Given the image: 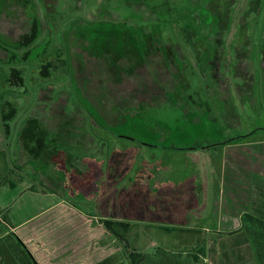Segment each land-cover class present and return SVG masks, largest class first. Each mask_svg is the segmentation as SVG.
Instances as JSON below:
<instances>
[{"label":"rangeland","instance_id":"1","mask_svg":"<svg viewBox=\"0 0 264 264\" xmlns=\"http://www.w3.org/2000/svg\"><path fill=\"white\" fill-rule=\"evenodd\" d=\"M165 1L0 0L1 56L10 60L12 79L2 81L1 103L8 102L6 112L11 105L22 114L23 125L40 121L47 147L61 152L56 160L34 162L21 138L16 149L42 197L36 214L21 216L35 218L23 235L42 264H97L122 250L105 228L111 213L103 201L105 168L113 152L127 154L119 187L147 170L153 192L193 189L198 202L205 197L212 205L217 194L225 203L229 196L243 195L250 209L256 202L264 208V9L258 13L252 7L256 12L248 22L244 13L252 0H232L227 33L219 37L223 48L215 59L203 53L204 40L217 35L215 26L199 15L195 5L201 1L170 0L176 11L172 17ZM192 4L196 10L189 14L186 8ZM245 21L250 29L235 52ZM74 22L87 31L88 41L76 39L70 30ZM125 23L134 31L156 32L161 51L153 48L146 64L123 59L110 70L112 62L104 53L114 57L117 35L101 32ZM184 28L203 45L187 44ZM34 30L36 39L24 44L22 37ZM213 59L215 65L208 67L205 61ZM1 69L9 71L0 64ZM14 69L24 86L12 77ZM196 144L202 149L189 150ZM94 159L103 169L99 181L89 194L73 188L61 168L80 176ZM197 205L188 221L194 220ZM146 224L133 223L135 250L148 252L160 240L171 244L169 235ZM205 260L212 264L209 257Z\"/></svg>","mask_w":264,"mask_h":264},{"label":"trees","instance_id":"2","mask_svg":"<svg viewBox=\"0 0 264 264\" xmlns=\"http://www.w3.org/2000/svg\"><path fill=\"white\" fill-rule=\"evenodd\" d=\"M200 1L195 5L198 7L199 11H197L199 15L204 18L206 17L209 23L215 26L217 35V38H214L211 42L204 40L207 47L204 45L206 50L203 53L206 54L205 56L209 54L213 56L212 54H214L215 59H217L220 48L223 45L219 37L227 33L234 6L232 0ZM165 5L167 14L170 17L175 16V4L170 0H166ZM192 6L193 4L186 8L188 13L196 10ZM254 6L258 8V13H260L264 9V0H252L248 10L244 13V19H248V22H250L249 19L256 12L252 10ZM172 20L175 19L172 18ZM248 22L246 24L245 21L239 28L238 44H235L234 51L237 45L247 37L246 33L250 29ZM77 24L74 22L70 30L74 32L76 39L88 41L87 31L78 28ZM112 25L111 30L101 32L117 35V50L114 53V57L109 53H104L112 62L109 65L110 70H113L114 65L123 59H126L128 63L139 61V63L146 64V59L151 55L150 51L153 48L158 52L161 51L157 46L158 36L156 32H145L143 30H136V32L134 28L130 29L126 27V23L123 24L124 26L121 29L117 28L116 24ZM183 31L187 35V44L193 47L195 45L196 47L203 45L202 43L197 44V36L190 37V33H193V31L188 28H184ZM35 37L36 31L34 30L31 34L22 37L23 43L28 45L36 39ZM196 51L200 52V49ZM262 51L264 63V40ZM237 54L239 55L238 52ZM215 59L211 61L206 60L205 62L207 65L210 63V67H212L215 65ZM12 77L22 82V78L16 70L13 71ZM9 106L10 111L6 112L5 109L3 110L5 123L11 121L15 112H17L11 105ZM46 137L47 132L42 128L40 121L37 119L27 120L21 134V140L25 143V147L33 159L38 160L48 157L50 162L51 160L58 159L61 155L60 151L56 150L57 152L55 153L47 147ZM235 139L237 138L232 140L235 141ZM30 143H35L36 145L31 147L29 145ZM172 149L178 148L172 147ZM198 149H202V146L196 144L195 147L189 148V150ZM126 159L127 154L125 151L113 152L109 155L105 168L106 184L104 188L105 195L103 196L104 205L111 212L108 216L110 219L105 220V228L123 245L122 250L103 259L97 264H206L204 259L207 255H210L212 264H264V218H257L249 214L244 215L242 218V228L238 232H234L235 234L233 233L235 236H233L234 238L232 240H228L226 236L221 234H213L209 237L213 245L208 248L205 232L186 228L187 214L198 204L197 194L194 190L191 189L188 192H153L149 188V179H152L153 175L150 172L148 174L147 170H139L133 179L127 180L126 185L119 187L117 185L118 181L119 179L122 180L124 176L121 174V167ZM86 164L88 170L86 173L80 174V176L74 173V171L71 173L67 172L66 166L61 168V172L70 176L69 181L74 186L73 188H78L77 190L86 191L89 194L91 186L96 185V182L99 181L103 169L95 159L88 161ZM80 177L82 178L80 179ZM84 184H88V188H84ZM135 222L148 223L146 224V228L149 230H155L157 234L169 235V242L172 241L170 242L171 244L164 246L162 240H160L159 243L161 242V244H156L148 252L135 250L130 240L131 229ZM12 225L8 214H2L0 216V264H16L14 263L16 260L12 258L13 254L21 264H39L28 247H26L15 233L8 234L7 239H13L19 250L13 251L11 245L6 246L4 244L6 241H2V239L7 233L6 229L11 228Z\"/></svg>","mask_w":264,"mask_h":264},{"label":"crops","instance_id":"3","mask_svg":"<svg viewBox=\"0 0 264 264\" xmlns=\"http://www.w3.org/2000/svg\"><path fill=\"white\" fill-rule=\"evenodd\" d=\"M2 51H4V49L0 48V64L5 67L7 66L9 70L11 67L9 66L10 60L2 58ZM14 70H16L22 78L20 71L17 69ZM10 74V70L7 72L5 69H1L0 71V89L3 90V92L0 91V184H2L0 185V216L2 214H8L13 223L11 228L6 229L7 233L4 235L5 237L2 241H6L4 242L6 246L11 245L13 251H18L19 248L16 242L13 239H7L8 234L15 233L26 247H28L37 262L42 264L23 235L29 222L35 220V218H23L21 216L27 215V212L31 215L36 214L35 207H40L42 200L39 190L36 186H33L32 174L30 173V176L27 177L25 174L26 167H24L25 165L22 162H19L18 154L16 153V149H18L17 144L25 128V125H23L24 117L22 114H19V112H15L11 121L5 123L3 119V110L8 102H6L5 105L1 103V99L6 92L5 83L2 81L5 80L6 83H10L12 81ZM18 85L24 86V78H22V82H19ZM33 161L37 162L38 160ZM32 172H35L33 168ZM29 187H34V189H29ZM45 194L47 195L48 193ZM49 197H52V195H49ZM222 198L225 199L224 196L220 197L217 194V197L215 196L212 200L213 206L211 202H208L210 199L207 200L205 197H202L200 202H198L200 208H198V210L195 208L194 220L188 221L187 218L188 227L186 228L205 232L208 248L213 245L209 239L213 234H221L226 236L228 240H232V238H234L233 236H235L234 232H238L242 228V218L244 215L249 214L257 218H264V208L261 209L258 206V202H256L252 209H250L248 197L246 198L243 195L229 196L226 203L222 201ZM54 201L56 202V200ZM261 206L263 207L264 204H261ZM196 215L200 216L198 217ZM207 256L210 258V255ZM207 256L205 259L208 258ZM12 258L16 260L14 263L21 264L14 254Z\"/></svg>","mask_w":264,"mask_h":264}]
</instances>
